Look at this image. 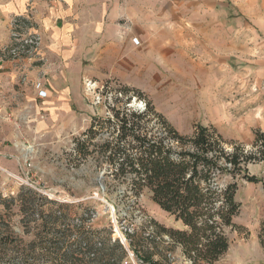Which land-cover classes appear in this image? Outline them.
I'll use <instances>...</instances> for the list:
<instances>
[{"label":"rangeland","instance_id":"1","mask_svg":"<svg viewBox=\"0 0 264 264\" xmlns=\"http://www.w3.org/2000/svg\"><path fill=\"white\" fill-rule=\"evenodd\" d=\"M155 4L132 0L130 19L123 8L114 11L109 6L104 12L107 24L95 31H102L103 41H123L116 42L113 51L103 52L102 58H94L93 53L82 58L83 72H46L42 81L31 84L33 99L23 101L12 120L0 124V264H11V255L23 248L34 256L41 250L48 252L31 233L38 217L33 211L55 209L69 216L68 224L83 223L101 230L99 235L93 231V240L102 244L112 235L128 247L126 233H133L142 250L153 252L160 264H191L179 246L169 247L159 239L155 245L150 239L156 231L153 220L168 228L185 230L186 226L164 211L149 190L133 198L128 190L130 181L114 172L101 146L118 136V118L126 110V117L132 113L147 116L143 124L149 130L156 125L154 115L159 113L181 134L192 135L201 124L217 129L228 149L232 143L249 147L255 131L264 130V66L247 64L243 68L235 63L229 72L214 76L194 69L196 56L190 49L187 59L162 65L157 46L162 35L157 22L161 9ZM17 28L20 38L28 37L29 25L21 23ZM169 33L171 30L164 34ZM38 48L17 58L35 56ZM174 50L171 44L167 53ZM150 104L155 113L149 111ZM93 132L95 137L90 139ZM83 140H87L86 155L80 152ZM249 172L261 177L262 165L250 164ZM236 194L241 203L234 217L236 227L227 228L230 248L217 264H264L263 183L241 179ZM21 198L33 204L28 214L21 210ZM80 204L85 220L77 213ZM160 248L166 251L165 260L158 254ZM129 251L133 253L128 248L121 264H149L134 253L132 259ZM44 255L36 262L72 264L55 260L51 253Z\"/></svg>","mask_w":264,"mask_h":264},{"label":"trees","instance_id":"2","mask_svg":"<svg viewBox=\"0 0 264 264\" xmlns=\"http://www.w3.org/2000/svg\"><path fill=\"white\" fill-rule=\"evenodd\" d=\"M21 23L27 22L17 19V25ZM149 111L156 112L151 104ZM120 113L116 114L117 117ZM122 114L118 118V136L105 140L101 153L114 172L130 181L128 190L133 198L145 189L149 190L164 211L172 213L186 226L185 230L168 228L153 220L156 231L150 235L152 243L159 239L169 247L179 246L191 264H217L230 248L227 228L236 227L234 217L240 212L241 203L236 194L239 181L262 182L264 186V130L255 131V139L249 147L232 143V148L228 149L223 136L212 127L199 124L194 134L185 135L178 132L166 117L156 113V125L149 130L143 124L147 117L143 113H132V117H126L129 112L124 110ZM93 133L90 139L95 137ZM86 143L87 140L81 142L83 151L80 152L84 155L89 152ZM252 163L262 165L261 177L249 172ZM21 199V210L28 214L33 204L29 205L25 198ZM44 199L58 204L46 197ZM33 212L38 217L31 233L41 249L46 248L48 252L41 250L38 256H34L23 248L11 255V264H40L37 259L48 253L53 254L57 261L72 264L78 261L85 264H121L128 248L149 264H160L159 259L153 258V252L142 250L133 233H126L128 247L112 235L102 244L93 240V231L99 235L101 230H93L92 226L83 223L68 224L69 216L60 209ZM77 213L83 220L86 219L82 204L78 206ZM165 252L163 248L159 249L162 260L166 259Z\"/></svg>","mask_w":264,"mask_h":264},{"label":"crops","instance_id":"3","mask_svg":"<svg viewBox=\"0 0 264 264\" xmlns=\"http://www.w3.org/2000/svg\"><path fill=\"white\" fill-rule=\"evenodd\" d=\"M131 1L0 0V124L12 120L23 101L33 99L31 84L42 81L46 72H83L82 58L90 53L102 58L103 52L113 51L123 39L103 41L102 31L95 29L107 24L104 12L110 7L114 11L123 8L130 19ZM149 1L161 9L157 22L162 35L157 46L162 65L187 59L190 49L196 56L194 69L214 76L229 72L235 63L243 68L247 64L264 66V0ZM15 19H25L28 33L39 36L35 56H9ZM169 30L171 35H165ZM86 44L91 45L82 47ZM171 44L175 50L167 53Z\"/></svg>","mask_w":264,"mask_h":264},{"label":"built area","instance_id":"4","mask_svg":"<svg viewBox=\"0 0 264 264\" xmlns=\"http://www.w3.org/2000/svg\"><path fill=\"white\" fill-rule=\"evenodd\" d=\"M17 19H15V29L13 30V43L8 48L7 52L12 58H17L21 54H31L39 45V36L36 34H27L28 37H22L16 30ZM130 257L133 259V253L129 251Z\"/></svg>","mask_w":264,"mask_h":264}]
</instances>
